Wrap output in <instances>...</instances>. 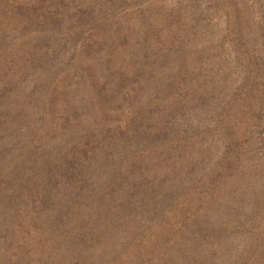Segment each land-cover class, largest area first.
<instances>
[{"label":"rangeland","instance_id":"obj_1","mask_svg":"<svg viewBox=\"0 0 264 264\" xmlns=\"http://www.w3.org/2000/svg\"><path fill=\"white\" fill-rule=\"evenodd\" d=\"M0 264H264V0H0Z\"/></svg>","mask_w":264,"mask_h":264}]
</instances>
